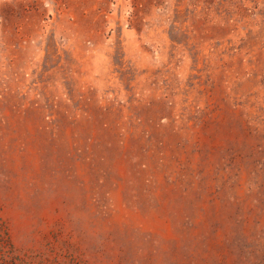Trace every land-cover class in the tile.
<instances>
[{
	"label": "rangeland",
	"instance_id": "1",
	"mask_svg": "<svg viewBox=\"0 0 264 264\" xmlns=\"http://www.w3.org/2000/svg\"><path fill=\"white\" fill-rule=\"evenodd\" d=\"M0 264H264V0H0Z\"/></svg>",
	"mask_w": 264,
	"mask_h": 264
}]
</instances>
